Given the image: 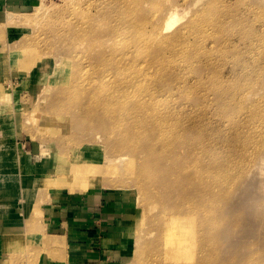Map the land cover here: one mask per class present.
<instances>
[{"label": "rangeland", "instance_id": "1", "mask_svg": "<svg viewBox=\"0 0 264 264\" xmlns=\"http://www.w3.org/2000/svg\"><path fill=\"white\" fill-rule=\"evenodd\" d=\"M108 3L40 0L25 13H14L13 24L3 26L6 18L0 19V169L7 163L17 168L22 183L33 181L30 198L20 191L16 195L15 209L25 225L19 232L0 229V258L6 257V264H34L44 256L51 262L62 260L53 250L59 248V241L51 242L50 251L44 244L45 215L52 206L74 196L105 188L126 210L122 214L123 255L118 264H150L148 251L172 219L169 214L184 208L185 199L181 200L186 191L197 189L206 199L199 203L198 214L182 223L194 233L204 225L203 217L211 220L210 215H216L218 230L225 228L221 241L227 243L226 249L219 250L216 264H264V0H140L134 13L140 19L135 36L149 35L155 23L157 30L172 13L179 19L167 33L179 28L181 45L186 48L175 55L161 51L157 44L153 48L138 45L143 47L138 49L135 41L127 39L136 30L123 25L119 29L129 32L121 30L113 38L117 34L107 31L110 17L104 7ZM91 23L98 24L96 43L94 32L86 31ZM79 35L85 44L79 42L76 50L81 52L74 59L77 52L68 39ZM116 41L128 52L118 64L120 72H144L145 79H151L146 82L150 85L147 96L162 110L159 122L172 134L164 159L156 161L144 144L136 149L117 148L118 136L114 140L100 126L76 124L65 110L69 100L63 98L61 89L65 84L71 86L76 76L74 85L88 73L102 84L99 78L104 66L108 75L117 73L110 68L119 57L107 52L100 59L98 53L102 48L108 51ZM140 51L149 57L139 58ZM160 59L168 61L167 67L162 64L165 71L156 70V63L148 67ZM134 82L127 96L145 85L135 78ZM76 92L82 94L85 89ZM203 155L207 158L205 172L210 175L196 188L191 168L184 167ZM10 181L17 184L9 179L7 185ZM73 183L76 186H69ZM197 252L188 247L169 255L165 264H197Z\"/></svg>", "mask_w": 264, "mask_h": 264}, {"label": "bare ground", "instance_id": "2", "mask_svg": "<svg viewBox=\"0 0 264 264\" xmlns=\"http://www.w3.org/2000/svg\"><path fill=\"white\" fill-rule=\"evenodd\" d=\"M109 1L111 2L110 5L108 3L107 9L104 7V10H106V13L109 14V17H110L109 20L108 18H106L108 20V25H109L107 27V31H111V33L117 34L113 38L120 36L121 35L120 31L125 30L123 28L119 29L118 27V26L123 25L126 29L132 28L131 30H136L134 34L133 32H129V30H125L121 32L127 31L129 33H132L130 36L127 37V39H131V42L135 41L138 49L143 48L140 46L138 47V45L149 46L150 48H153L154 44H157V45L162 46L161 51H170L169 53H172V54L174 53L181 54L186 50V48L181 45L182 42H180L183 36L181 35L179 28L167 33L169 29L172 27V25L179 19L178 17L171 15L172 13L169 14L167 19L164 18V20L160 22V25L157 27V30H156V23L154 24L152 31H149L151 35L149 34V35L143 36V34H141L140 37L139 36L136 37L135 35H139L138 30H137L138 28L137 22H139L140 19L137 20L134 13L137 9V5L140 4V0H137L139 1L138 3L132 2V0H109ZM141 3H142V0H141ZM13 15L14 13H7L6 15L7 17H5L6 20L3 22V26L13 24V19L17 18V17L13 18ZM153 18H155L154 15H153ZM196 22L197 21H193L195 25L198 24V23L196 24ZM95 23H91L87 27L88 29L86 31L87 32L90 31L89 33L91 34L93 32L94 34L98 32V29L96 28L98 24H95ZM144 23L145 22H140L139 24L142 25ZM97 34H95L96 35L94 39L95 43H96V40L98 41L100 37L99 34L98 35ZM158 35H160L161 39H157ZM73 37L71 38L69 37L70 39L68 38L67 39L69 41V44L73 45L74 48L72 49H74L77 52V54L73 55L74 59H76L78 52H81L79 50H76L78 49L77 47H79L78 44H80L79 42H81V44H85L84 43L85 41L83 42L82 40L79 39L81 35H79V37L76 36V38L75 36ZM261 41L263 43L264 39H261ZM176 42H178L179 44L174 45V43ZM93 44H94V41H93ZM86 46L91 47L90 49L92 50V47H93L92 44L88 45L87 43ZM90 49L88 50L89 52H90ZM255 49L260 50L257 47H255ZM105 51L106 49H103V48L99 50L98 53H99L100 59H105V54H107V52H109L108 54L110 56L116 55L119 57L116 61L117 64L115 63L110 68V70H115L117 71V73L108 75L107 71L103 70L105 69V66H104L102 68V74H101V71H100L101 75L98 74V76L100 75L101 77L99 78L100 82L102 83L103 81L102 84H100L98 80L96 81L93 80L92 79L93 77H88L89 73L87 74L88 78L84 76L79 77V81H78L79 83L78 84L75 83L77 88H74L75 85L73 84L76 79L78 80L77 76L74 81L72 80L73 83L71 82V86H68L66 84L63 86L62 84L63 86V89H61L62 96L64 99L69 100V106H67V108L65 107L66 108L65 110L69 112L72 116H74L76 124H80V125L83 124L85 126H89L90 128L91 127L97 128L98 126H100V128L103 131L107 132L108 134H111V137L118 136L119 142L115 141L116 144H119L117 148H119V146L121 148L123 146H129V148L131 149H136L137 147H141L144 144L145 145L144 149L147 152V154L155 155L156 161L160 160L161 158L164 159V156L166 158L167 148L171 144L170 136L172 134L166 133L164 128L161 126L159 122L163 115V114H160V111L162 110L157 109V107H155V103L147 96V94L149 93V88H150V85L148 83H151V79L148 78V80H146L145 78L147 76H146V73L144 72L135 74L129 69H127L128 71L123 70L124 73L120 72L122 70L121 68L122 66L121 65L118 66V64L121 63V59L123 61L124 58L122 57L128 52L124 51L120 47V43H118L117 41L111 42L110 46L108 47V51L106 52ZM85 55L86 53L82 57H86ZM148 55L149 54H147L145 51H140L138 54L139 58L149 57ZM78 62H76V64ZM146 62L148 63V60H146ZM167 62L168 61H164L161 59L154 60L153 62H151V64L148 65V67L151 68L152 66H155L154 63H156L158 65L157 66L158 68L156 70L165 71L167 67V64H166ZM162 64H165L166 67H164V65ZM84 75L86 76V72ZM71 77H74V76H71ZM134 78L138 82L145 83V85L141 87L139 90H137L135 95L130 97L127 95L132 92V88L133 86H135ZM95 82H98V84ZM104 83H107V84H104ZM95 84L96 86L98 85L97 88L95 86L93 87V85ZM102 85L103 86L105 85V86L103 87ZM83 88L85 89L84 93L86 92L89 93V96L87 97L83 96L84 94L83 92L82 94L81 92L79 93L76 92V91L84 90ZM74 89H76L75 92L77 94L82 95V97L80 95L77 96L75 92L73 91ZM102 89H105V90H102ZM57 93H59V91ZM139 127H141V130H139ZM115 137H114V140L116 139ZM157 142H159L160 145H158ZM156 145H158V147ZM205 153L208 154L209 152L207 151L203 152V154ZM206 162H207V158L203 155L202 158L199 160L195 159V160L189 161L188 164L185 165L184 167L185 170H187L188 167L191 168L190 171L192 172L189 171V173L190 175L193 174V177H192L194 180L193 183L196 184L195 186L196 188L198 185L202 184L201 179H203L204 177H208L210 175L209 174L207 176L205 172L207 168ZM172 171H169V173ZM141 173L142 172H140L139 174ZM186 173L188 174V172ZM175 176H177V180L180 179L177 173L175 174ZM136 179L139 180L140 177L137 176ZM181 179H182V176H181ZM174 182L177 185L179 184V183H176L175 180ZM214 183L215 182H213V184ZM69 186H76V185L73 183V184H69ZM181 188H184V187L182 186ZM186 192H188V194L183 193L185 195L183 196L184 198L181 196L182 195L181 193H180L181 195L179 194L180 198L182 197L181 201L185 199L184 203L183 204L181 203L184 206V208L180 210L178 208L177 209L175 208L176 210L171 211L169 215L173 217L170 220L168 226L165 228L164 231H162L163 233L160 234V236H158L159 238L156 241L157 244L155 245V243L153 242L152 248L149 249L148 251L150 252V255H151L150 256L148 254L150 256L149 258H152L151 262L153 264H165V259L168 258L169 255L171 256V254L180 253L181 250H186L188 247L198 249L197 253L199 254L196 259L197 264H216V256L217 254L219 255V250L227 248V243L223 244V241H221L222 239L220 237V235L224 233L225 228L223 229V231L218 230L221 228H219V225L217 226L216 222L214 221L216 217L214 213L210 215L211 220H208L207 217L206 218L203 217L205 219L203 223L204 225L200 226L201 229H199L198 232L196 230L194 231V233H192V231L186 225H183L182 223L183 220H186L187 218H191L192 216L198 214V212L200 211L198 209L199 203H201L204 199H206L205 198L206 196L203 193L197 192V189L193 192L190 191V193L189 191H186ZM196 221L197 220H195L194 218V223ZM175 230H176V233L174 232ZM172 233H175V234H172ZM177 234L179 236H177ZM234 243L237 244L239 242L236 241ZM170 260H173V257L170 258ZM249 260L250 258H248V261ZM147 261H148V258H147ZM151 262L149 263L152 264ZM248 264H253V262H248Z\"/></svg>", "mask_w": 264, "mask_h": 264}, {"label": "crops", "instance_id": "3", "mask_svg": "<svg viewBox=\"0 0 264 264\" xmlns=\"http://www.w3.org/2000/svg\"><path fill=\"white\" fill-rule=\"evenodd\" d=\"M39 2L40 0H0V19H5L7 13H25ZM4 156L5 154L3 159ZM4 166L0 169V178H3L0 184V229L3 232H19L25 224L22 226V215L15 209L16 195L20 191L30 198L33 195V181L27 180V185L22 183V179L15 173L17 168L11 169L7 163ZM9 179L16 180L17 184L10 181V185H7ZM125 211L105 188L74 196L65 204L52 206L50 213L45 215L47 223L44 227V244L50 251L51 242L59 241V248L53 247V250L62 260L51 262L49 257L44 256L34 264H118L123 255L120 244L124 236L125 218L122 214L125 215ZM36 225L35 231L38 228ZM6 260V257L0 258V264H6Z\"/></svg>", "mask_w": 264, "mask_h": 264}]
</instances>
